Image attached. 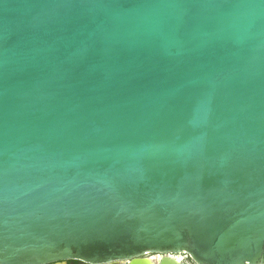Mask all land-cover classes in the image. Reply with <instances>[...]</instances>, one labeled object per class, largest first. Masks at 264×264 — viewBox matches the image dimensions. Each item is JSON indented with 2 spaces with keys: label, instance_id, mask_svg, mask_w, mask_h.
Segmentation results:
<instances>
[{
  "label": "water",
  "instance_id": "95a60500",
  "mask_svg": "<svg viewBox=\"0 0 264 264\" xmlns=\"http://www.w3.org/2000/svg\"><path fill=\"white\" fill-rule=\"evenodd\" d=\"M264 264V0H0V264Z\"/></svg>",
  "mask_w": 264,
  "mask_h": 264
},
{
  "label": "flooded vegetation",
  "instance_id": "af4514ba",
  "mask_svg": "<svg viewBox=\"0 0 264 264\" xmlns=\"http://www.w3.org/2000/svg\"><path fill=\"white\" fill-rule=\"evenodd\" d=\"M179 256V255H178ZM159 259H161V257L157 258V262L159 261ZM179 259H181V264H195L189 256L187 255H181L179 257ZM67 264H86V263H83L81 261H68Z\"/></svg>",
  "mask_w": 264,
  "mask_h": 264
},
{
  "label": "bare ground",
  "instance_id": "6f19581e",
  "mask_svg": "<svg viewBox=\"0 0 264 264\" xmlns=\"http://www.w3.org/2000/svg\"><path fill=\"white\" fill-rule=\"evenodd\" d=\"M180 256L181 255H179V256H172L171 258L174 259V260H176V261H178L179 263H181V259H179ZM159 257H161V259H159V261H161L163 259L162 256H155V257H153V258L150 259V263L151 264H158L159 261L157 262L156 259L159 258ZM118 264H121V263H118Z\"/></svg>",
  "mask_w": 264,
  "mask_h": 264
}]
</instances>
